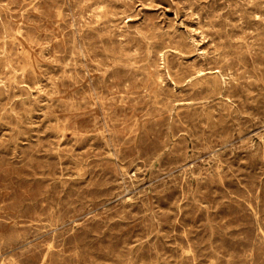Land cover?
<instances>
[{
	"label": "rangeland",
	"instance_id": "1",
	"mask_svg": "<svg viewBox=\"0 0 264 264\" xmlns=\"http://www.w3.org/2000/svg\"><path fill=\"white\" fill-rule=\"evenodd\" d=\"M35 1L34 0H29V1L28 0H14V1L13 0H0V25H2V26H0V28H1L0 29L1 30L0 31V34H1L0 37L2 38V39L0 38V52H1L0 53V68H3V69H0V103L3 104V105L0 104V118H1L0 119V133H1L0 134V148H1L0 149V159H1L0 160V173H1L0 174V206H1L0 207V249H1L0 250V264H14V263L15 264H21V263L22 264H38V263L39 264H54V263L55 264H62V263L63 264H80V263L81 264H99V263L100 264L101 263L102 264H123L124 262H125L124 264H131V263L132 264H136V263L137 264H143L144 262H145L144 264H168V263L169 264H180V263L181 264H200V263H202V264H215V263L216 264H220V263L224 264V262H225V264H244V263L245 264H256V262L258 264H264V257H263L264 256V220H263L264 219V203H263V201H264V138H263L264 137V120H263L264 119V108H262V107H264V99H263L264 98V91H263L264 90V55H263L264 54V47H263L264 46V36H263L264 35V9H263L264 8V0H248V1L247 0H237V1L236 0H223V1L222 0H215V1L214 0H151V1L150 0H136V1L135 0H114V1L113 0H110V1L109 0H55V1L54 0H52V1L51 0H35ZM56 1H57V4H56ZM124 1H125V3L123 4ZM202 3H204V4H202ZM52 4H54V5H52ZM251 4H253L254 6L253 5L251 6ZM17 5H19V6H17ZM20 5H22V6H20ZM118 6H120V7H118ZM210 6H212V7H210ZM215 6L217 7V9L215 8ZM224 6H226V7H224ZM230 6H231V8H230ZM249 6H250V8H249ZM17 7H19V8H17ZM258 7H259V9H258ZM10 8H12V9H10ZM91 8H92V10H91ZM27 9H28V11H27ZM50 9H52L54 12ZM29 10H31V11H29ZM33 10H34V12H33ZM77 10H78V12H76ZM222 10H224V11H222ZM226 10H228V11L226 12ZM253 10H255V11H253ZM2 11L4 14L2 13ZM79 11L82 13H80ZM238 11H240V13ZM114 12H116V13H114ZM190 14H192V16ZM204 14H205V16H204ZM209 14H210V16H209ZM28 15L30 18L28 17ZM240 15L241 16L243 15V16L241 17ZM58 17H59V19H58ZM77 17H78V19H77ZM157 17L159 19H157ZM211 17L212 18L214 17V18L211 19ZM245 19L246 20L248 19V20L246 21ZM45 20L47 21V23L45 22ZM198 20H199V22H198ZM259 20L261 22L263 21L262 24ZM82 21H83V23H82ZM143 21H144V23H143ZM245 21H246V24H245ZM207 22H208V24H207ZM243 22H244V24H243ZM155 23H157V24H155ZM257 23H258V25H256ZM57 24H59V25H57ZM62 24H63V26H62ZM137 26L139 28H137ZM65 27H66V29H65ZM236 27H237V29H236ZM257 27H258V29H257ZM54 29H56V31ZM227 29L231 32V34ZM36 30H37V32H36ZM110 30H111V32H110ZM112 30H114V31H112ZM70 31H72V32H70ZM101 32L102 33L104 32V33L102 34ZM132 32H134L135 34ZM194 32H196V33H194ZM38 33L40 35H38ZM166 33H167V35H166ZM157 34H159V35H157ZM181 34L183 37L181 36ZM87 35H89V36H87ZM118 35H120V36H118ZM228 35L230 37H228ZM3 36H4V38H3ZM50 36H52V37H50ZM85 36H87V38ZM233 36H235V37H233ZM178 37H180V38H178ZM222 37H224V38H222ZM255 37H257L258 39ZM88 38H90V39H88ZM124 38L126 39V41H124L125 40ZM61 40L63 43L61 42ZM170 40H172V41H170ZM112 41H114V42H112ZM11 42H13L14 44H12ZM17 42L19 45L17 44ZM120 42H122V43H120ZM231 42L233 45L231 44ZM233 42H235V43H233ZM58 43L62 46H60ZM91 43H93V44H91ZM140 43H142V44H140ZM173 43H175V44H173ZM205 43H206V45H205ZM70 44H71V46H70ZM126 44H128V45H126ZM258 44H259V46H258ZM12 45H14V46H12ZM28 45H30V46H28ZM92 45L93 46L96 45V46L93 47ZM117 45H119V46H117ZM83 46L85 47V50H84ZM89 46H90V48H89ZM165 46H166V48H165ZM169 46H171V47H169ZM242 46H243V48H242ZM18 47H20V48H18ZM117 47H118V50H117ZM226 47H227V49H226ZM111 48H112V52H111ZM189 48H191V49H189ZM239 48L241 50H239ZM63 49H64V51H63ZM68 50H69V52H68ZM182 50H183V52H182ZM193 50H194V52H193ZM123 51L124 52L126 51V52L124 53ZM239 51H241V52H239ZM259 51H261V52H259ZM12 52H14L15 55ZM76 52H78V53H76ZM118 52H120V53H118ZM90 53H91V55H90ZM253 53H255L256 55H254ZM146 54L147 55L149 54V55L146 56ZM257 54H258V56H257ZM12 55H14V56H12ZM27 55H28V58H27ZM225 55H227V56H225ZM247 55L250 57H248ZM65 56H67V57H65ZM228 56H230V57L228 58ZM69 57L72 59H70ZM103 58H105V60ZM122 58H124V59H122ZM224 58H227V59H224ZM132 59H134V60H132ZM49 60H50V62H49ZM19 62L21 65L18 64ZM179 62H180V64H179ZM255 62H256V66H255ZM26 63H27V65H25ZM74 64H76V65H74ZM208 64H210V65H208ZM53 65H54V67H53ZM191 65H193V66H191ZM203 65H205V66H203ZM246 65H247V67H246ZM8 66H9V68H8ZM39 66H42V67H39ZM49 66H50V68H49ZM214 67H216L217 70ZM248 67H249V69L250 68H252V69L249 70ZM185 68H187V69H185ZM20 69H22V70H20ZM209 69H210V71H209ZM230 69L231 70L233 69L232 72ZM249 71H251V72H249ZM192 72H193V74H190ZM116 73H117V75H116ZM182 73H183V75H182ZM107 74H108V76H107ZM162 74H163V76H162ZM186 75H187V77H186ZM197 75H199V76H197ZM13 76L14 77L16 76V77L14 78ZM17 76H19V77H17ZM147 76H148V78H147ZM215 76H218V77L215 78ZM252 76H254V77H252ZM79 77H80L81 81H80ZM133 77H135V79H134L135 81L133 80ZM249 78L251 80H249ZM54 79H56V80H54ZM253 79H254V81H253ZM152 80H153V82H152ZM33 82H35V83H33ZM156 82H157V84H156ZM99 83H101V84H99ZM150 84H151V86H150ZM247 84L249 87L247 86ZM212 85H213V87H212ZM137 86L138 87L140 86V87L138 88ZM207 86H208V88H207ZM225 87H227V88H225ZM123 88H124V90H123ZM261 88H263V89H261ZM10 89L13 91H11ZM260 89H261V91H260ZM111 92H113V93H111ZM214 92H215V94H214ZM246 92H247V94H246ZM106 93H108V94H106ZM207 94H209V95H207ZM229 94H231V95H229ZM204 98H206V99H204ZM49 99H50V101H49ZM262 101H263V103H262ZM43 102H45V103H43ZM206 102H210V103H206ZM11 103L13 105H11ZM25 103H26V105H25ZM185 104L187 106H185ZM199 104H201V105H199ZM258 104H260V105H258ZM32 105H34V106H32ZM236 106H238V107H236ZM27 108H28V110H27ZM163 108H164V110H163ZM205 108H206V110H205ZM192 111L193 112L195 111V112L193 113ZM204 111H206V112H204ZM244 115H246V116H244ZM39 116H41V117H39ZM191 117L193 118V120L189 121V119H192ZM221 118L224 121H222ZM212 119H214V120H212ZM243 119H245V120H243ZM4 120H6L7 122ZM24 120H26V121H24ZM182 120H183V122H182ZM58 121H59V123H58ZM86 124H88V125H86ZM19 125L22 127H20ZM81 125H82V127H80ZM230 125H232V127H230ZM236 125H237V127H236ZM148 126H150V127H148ZM185 127H187V129ZM195 127H197V128H195ZM161 128H162V130H161ZM236 128H237V130H236ZM219 129H221V130L219 131ZM91 130L92 131L95 130V131L92 132ZM189 130H191V132ZM54 132H56V133H54ZM200 132H201V134H200ZM207 132H209V133H207ZM18 133H19V135H17ZM173 133L175 135H172ZM218 133H219V135H217ZM7 134H9V136ZM181 134H182V136H181ZM21 135H23V136H21ZM29 136H30V138H29ZM183 136H184L185 140H184ZM238 136H239V138H238ZM168 137H169V139H167ZM211 137H213V138H211ZM228 137H229V139H228ZM257 137H259L260 139L258 138L259 139L258 140ZM162 139H164V140H162ZM214 139H215V141H214ZM7 142H8V144H6ZM69 142H71V143H69ZM77 142H78V144H77ZM187 142H189V143H187ZM49 143H51L52 145ZM73 143H75L76 146ZM82 143H83V145H82ZM17 144H19V145H17ZM42 144H44V145H42ZM246 144H247V146H246ZM251 144H253V145H251ZM237 147H239V148H237ZM241 148H243V149H241ZM6 149H7V151H6ZM58 149H59V151H58ZM199 149L200 150L202 149L203 151L202 150L200 151ZM35 151L40 152V153L36 154ZM246 151H248V152H246ZM140 152H141V154H140ZM242 152H243V154H242ZM25 153H27V154H25ZM67 153H68V155H67ZM89 153H91V155L92 154H94V155L91 156ZM46 154H47V156H46ZM248 154H250L251 156ZM39 155H40V158H39ZM86 155H87V157H86ZM43 156H45V157H43ZM151 156L152 157L154 156V157L152 158ZM144 157H146V158H144ZM8 158H9V160H8ZM33 158H34V160H33ZM164 158H166V159H164ZM51 159H53V160H51ZM30 160L32 161V163ZM123 160H124V162H123ZM23 161L27 164H25ZM50 161L51 162L53 161L56 165L53 164V162L51 164ZM2 162H3V165H2ZM58 162H60V163H58ZM166 162H167V164H166ZM11 163H13V164H11ZM46 163H48V165ZM127 163H129V164H127ZM138 163L140 165H138ZM142 163H143V165H142ZM229 163H230V165H229ZM238 163H239V165H238ZM248 163L250 164V166L248 165ZM7 165L8 166L10 165V166L8 167ZM76 165L78 168L76 167ZM11 166L14 168H12ZM38 166L42 167V168H39ZM164 166L165 167L167 166V168H165ZM64 167H66V168H64ZM19 168H21V169H19ZM67 168H68V170H66ZM70 168H71V171H70ZM26 169H28V170H26ZM47 169L50 170V173L49 172L47 173V171H49ZM220 169H221V172L219 171ZM102 171H104V172H102ZM211 172H213V173H211ZM236 172H237V174H236ZM10 173H11V175H10ZM34 173H35V175H34ZM42 173H44V174L42 175ZM83 173H84V176H83ZM109 173L111 174V176L113 175V178L110 176ZM166 173H167V175H165ZM180 173H181V176H180ZM191 173L193 176L191 175ZM40 174H41V176H40ZM52 174H54V175H52ZM183 174H184V176H183ZM197 174H199V175L197 176ZM32 175H33V177H32ZM71 176H72V178H71ZM93 176H94V178H93ZM98 176H100V177H98ZM39 177H41V178H39ZM157 177H158V179H157ZM12 178H13V180H12ZM55 178H57L58 180H56ZM75 178H77L79 180L77 181V179H75ZM188 178H189V182L187 181ZM240 178L242 181L241 184H240ZM5 179H7V180H5ZM143 180H145V181H143ZM200 180H201V182H200ZM18 181H19V183H18ZM34 181L37 183H35ZM173 181H174V183H173ZM186 181H187V183H186ZM8 183L10 184V186ZM26 184H27V186H26ZM28 184H30V185H28ZM135 185H137V186H135ZM172 185H173V187H172ZM21 186H23L24 188ZM48 186H50V187H48ZM70 186H72V187H70ZM41 187H43L45 190H43V188H41ZM81 187H83V189ZM163 187H164V189H163ZM94 188H95V190H94ZM141 188H142V190H141ZM228 188H229V190H228ZM17 189L19 192L17 191ZM37 189H39V190H37ZM51 189H53V190H51ZM32 191H33V193H32ZM57 191H59V192H57ZM83 191H84V193H83ZM156 191H158V192H156ZM206 191H208V192H206ZM65 193H66V195H65ZM87 193H88V195H87ZM169 193H171V194H169ZM23 194H25V195L23 196ZM61 194H62V196H61ZM239 194H241V195L239 196ZM40 195H42V196H40ZM58 195H59V197H58L59 201H57ZM153 195H154V197H153ZM34 196H35V198H34ZM64 197H66V198H64ZM138 197H140V200ZM21 198L24 200L22 201ZM27 198H29V200ZM60 198H62V199H60ZM163 198H164V200H163ZM178 198H180V199H178ZM243 198H245V199H243ZM75 199H78V200H75ZM10 200H12V201H10ZM185 200H187V201H185ZM211 200H212V202H210ZM231 200H233V201H231ZM234 200L236 202H234ZM44 201L46 203H44ZM54 201H56L57 203ZM166 201H167V203H166ZM196 201H197V203H196ZM177 202H178V204H176ZM249 202H250V204H249ZM252 202H254V203H252ZM8 203L11 205H9ZM38 203H40V204H38ZM64 203H66V204H64ZM202 203L205 205H203ZM261 203H262V205H261ZM91 204H92V206H91ZM30 205H32V206H30ZM136 205H138V206H136ZM173 205H175V208H173L174 207ZM189 205H190V207H187ZM17 206H19V207H17ZM26 206H27V208H26ZM59 206L62 208H60ZM217 206H219V207H217ZM224 206H225V208H224ZM250 206L251 207L254 206L255 208L254 207L251 208ZM198 207H200V208H198ZM138 208H139V210H138ZM38 209H39V211H38ZM59 209H60V212H59ZM141 209H142V211H141ZM213 209L216 210V212ZM25 210L27 213L25 212ZM183 210H185V211H183ZM22 211L25 215L22 213ZM125 211H128V212H125ZM119 212H121V214ZM222 212H223V214H222ZM224 212H225V214H224ZM68 213H70V214H68ZM184 213H185V215H184ZM58 214H59V216H58ZM189 214H190V216H188ZM48 215H50V216H48ZM162 215H164V216H162ZM175 215H176V217H175ZM228 215L230 217H228ZM191 216H193V217L191 218ZM231 216H232V218H231ZM7 217H8V219H7ZM32 217H33V219H32ZM35 217H36V219H35ZM101 217H103V218H101ZM107 217H108V219H107ZM182 217L185 219H183ZM38 218H40V219H38ZM151 218H152V220H151ZM79 220H80V222H79ZM175 220H176V222H175ZM19 221H21V222H19ZM85 221H87V222H85ZM199 221H201V222H199ZM216 221H218V222H216ZM59 222H60V224H59ZM111 223H112V225H111ZM151 223H153V224H151ZM229 223L232 224L233 226L230 225ZM157 225H159V227ZM260 225H262V226H260ZM40 226H41V228H40ZM42 227L45 229H43ZM109 227H111V228H109ZM173 227H175V228H173ZM186 227H188V228H186ZM215 227H216V229H214ZM222 227H224V228H222ZM231 227L234 230H232ZM114 228H115V230H114ZM122 229H123V232H122ZM180 229H182V230H180ZM161 230H162V232H161ZM174 230H176V231H174ZM163 231H165V232H163ZM212 231H214V232H212ZM170 232H171V235L169 234ZM235 232L237 233V235ZM119 233L121 235H118ZM185 233L186 234L188 233L187 237H186ZM231 233H233V234H231ZM244 233H246L247 235ZM6 234H7V236L9 234L10 237L8 236L9 237L8 238L6 236ZM35 234H37V235H35ZM58 234H59V236H58ZM176 234H177V236H176ZM226 234H227V236H226ZM56 235H57V237H56ZM199 235H200V237H199ZM201 235H203V236H201ZM218 235H219V237H218ZM25 236H27V237H25ZM135 236H136V238H135ZM238 236H241V237H238ZM109 237H111V238H109ZM165 237L166 238L168 237V239H166ZM14 238H16V239H14ZM96 238H97V240H96ZM73 239H74V241H73ZM176 239H178L179 241ZM44 240H46V241H44ZM55 240H56V242H54ZM82 240L85 242H83ZM149 240H152V241L149 242ZM10 241H12V242H10ZM142 241H143V243H142ZM159 241H161V242H159ZM166 241H167V243H166ZM215 241H218V242L216 243ZM238 243H240V244H238ZM64 244L65 245L67 244V245L65 246ZM86 244L88 245V247H86L87 246ZM125 244H126V246H125ZM170 244H171V247H169ZM33 245H34V247H33ZM82 245H83V247H82ZM84 245H86V246H84ZM118 246L120 247V249H118ZM123 246H125V247H123ZM144 246H146V247H144ZM233 246H235V247H233ZM239 246H240V248H238ZM246 246L249 248H247ZM52 247H53V249H52ZM90 247H91V249H90ZM143 247H144V249H143ZM158 247H159V249H158ZM77 248H78V250H77ZM93 248H94V250H93ZM95 248H97V249H95ZM147 248H149V250ZM46 250H47V252H46ZM254 250L256 252H254ZM205 251H207V252H205ZM259 251H260V253H258ZM128 252H130V253H128ZM82 253H84V254H82ZM123 253H124V255H123ZM163 253H164V255H163ZM241 253H242V255H241ZM36 254H37V257H36ZM58 254H59L60 258L58 256ZM185 254H186V256H185ZM187 254H189V255H187ZM87 255L89 257H87ZM117 255H119V256H117ZM141 255H143V256H141ZM202 255L205 257L203 258ZM53 256H55V257L53 258ZM63 256H64V258H63ZM126 256H129V257H126ZM172 256H174V257H172ZM208 256L211 259H209ZM233 256H234V259L231 258ZM99 257H100V259H99ZM107 257H109L110 259ZM117 257H118V259H116ZM18 258H20L21 260ZM84 258H85V260H84ZM106 258L108 260H106ZM190 258L192 261L188 260ZM140 259H141V261H140ZM229 259L231 261H229ZM19 260L20 261L23 260L24 263L20 262ZM91 260H93L94 262L93 261L91 262ZM119 260H121V262ZM196 260L198 261V263ZM254 260H256V261H254ZM34 261H35V263H34ZM53 261H54V263H53ZM167 261H168V263H167ZM191 262H193V263H191Z\"/></svg>",
	"mask_w": 264,
	"mask_h": 264
},
{
	"label": "bare ground",
	"instance_id": "2",
	"mask_svg": "<svg viewBox=\"0 0 264 264\" xmlns=\"http://www.w3.org/2000/svg\"><path fill=\"white\" fill-rule=\"evenodd\" d=\"M14 1V0H13ZM29 1V0H28ZM35 1V0H34ZM52 1V0H51ZM55 1V0H54ZM110 1V0H109ZM114 1V0H113ZM136 1V0H135ZM151 1V0H150ZM215 1V0H214ZM223 1V0H222ZM237 1V0H236ZM248 1V0H247ZM11 2V1H10ZM16 2V1H15ZM36 2V1H35ZM46 2V1H45ZM59 2V1H58ZM61 2V1H60ZM63 2V1H62ZM129 2V1H128ZM195 2V1H194ZM197 2V1H196ZM241 2V1H240ZM251 2V1H250ZM23 3V2H22ZM53 3V2H52ZM120 3V2H119ZM125 3V1L123 2V4ZM172 3V2H171ZM184 3V2H183ZM205 3V2H204ZM204 3H202V4H204ZM219 3V2H218ZM217 3V4H218ZM227 3V2H226ZM236 3V2H235ZM244 3V2H243ZM248 3V2H247ZM260 3V2H259ZM56 4H57V1H56ZM80 4V3H79ZM85 4V3H84ZM103 4V3H102ZM194 4V3H193ZM238 4V3H237ZM250 4V3H249ZM255 4V3H254ZM14 5V4H13ZM45 5V4H44ZM52 5H54V4H52ZM65 5V4H64ZM63 5V6H64ZM126 5V4H125ZM184 5V4H183ZM214 5V4H213ZM212 5V6H213ZM227 5V4H226ZM243 5V4H242ZM253 4H251V6H252ZM11 6V5H10ZM17 6H19V5H17ZM20 6H22V5H20ZM48 6V5H47ZM76 6V5H75ZM88 6V5H87ZM113 6V5H112ZM150 6V5H149ZM196 6V5H195ZM212 6H210V7H212ZM244 6V5H243ZM254 6V5H253ZM27 7V6H26ZM60 7V6H59ZM77 7V6H76ZM91 7V6H90ZM93 7V6H92ZM107 7V6H106ZM118 7H120V6H118ZM221 7V6H220ZM224 7H226V6H224ZM229 7V6H228ZM13 8V7H12ZM12 8H10V9H12ZM17 8H19V7H17ZM24 8V7H23ZM51 8V7H50ZM61 8V7H60ZM74 8V7H73ZM187 8V7H186ZM215 8L217 9V7L215 6ZM230 8H231V6H230ZM244 8V7H243ZM249 8H250V6H249ZM263 8V7H262ZM55 9V8H54ZM178 9V8H177ZM189 9V8H188ZM192 9V8H191ZM258 9H259V7H258ZM264 9V8H263ZM2 10V9H1ZM50 10H52V9H50ZM87 10V9H86ZM91 10H92V8H91ZM95 10V9H94ZM93 10V11H94ZM176 10V9H175ZM211 10V9H210ZM8 11V10H7ZM13 11V10H12ZM27 11H28V9H27ZM29 11H31V10H29ZM53 11V10H52ZM85 11V10H84ZM107 11V10H106ZM205 11V10H204ZM212 11V10H211ZM221 11V10H220ZM222 11H224V10H222ZM228 10H226V12H227ZM253 11H255V10H253ZM263 11V10H262ZM33 12H34V10H33ZM38 12V11H37ZM54 12V11H53ZM76 12H78V10L76 11ZM75 12V13H76ZM80 12V11H79ZM105 12V11H104ZM179 12V11H178ZM182 12V11H181ZM207 12V11H206ZM239 13H240V11H238ZM2 13H3V11H2ZM24 13V12H23ZM22 13V14H23ZM43 13V12H42ZM69 13V12H68ZM80 13H82V12H80ZM114 13H116V12H114ZM187 13V12H186ZM185 13V14H186ZM192 13V12H191ZM197 13V12H196ZM210 13V12H209ZM215 13V12H214ZM4 14V13H3ZM6 14V13H5ZM61 14V13H60ZM226 14V13H225ZM230 14V13H229ZM17 15V14H16ZM15 15V16H16ZM20 15V14H19ZM54 15V14H53ZM92 15V14H91ZM96 15V14H95ZM153 15V14H152ZM179 15V14H178ZM191 16H192V14H190ZM200 15V14H199ZM213 15V14H212ZM253 15V14H252ZM2 16V15H1ZM4 16V15H3ZM9 16V15H8ZM23 16V15H22ZM82 16V15H81ZM104 16V15H103ZM189 16V15H188ZM204 16H205V14H204ZM209 16H210V14H209ZM231 16V15H230ZM241 16V15H240ZM243 16V15H242ZM241 16V17H242ZM248 16V15H247ZM20 17V16H19ZM28 17H29V15H28ZM75 17V16H74ZM130 17V16H129ZM216 17V16H215ZM246 17V16H245ZM260 17V16H259ZM30 18V17H29ZM55 18V17H54ZM57 18V17H56ZM83 18V17H82ZM91 18V17H90ZM123 18V17H122ZM198 18V17H197ZM214 18V17H213ZM212 17H211V19H213ZM221 18V17H220ZM239 18V17H238ZM251 18V17H250ZM253 18V17H252ZM261 18V17H260ZM35 19V18H34ZM58 19H59V17H58ZM77 19H78V17H77ZM89 19V18H88ZM105 19V18H104ZM148 19V18H147ZM157 19H159L158 17H157ZM196 19V18H195ZM227 19V18H226ZM5 20V19H4ZM56 20V19H55ZM82 20V19H81ZM100 20V19H99ZM206 20V19H205ZM221 20V19H220ZM238 20V19H237ZM242 20V19H241ZM240 20V21H241ZM246 20V19H245ZM248 20V19H247ZM246 20V21H247ZM34 21V20H33ZM52 21V20H51ZM96 21V20H95ZM120 21V20H119ZM202 21V20H201ZM208 21V20H207ZM212 21V20H211ZM222 21V20H221ZM224 21V20H223ZM246 21H245V24H246ZM260 21V20H259ZM2 22V21H1ZM32 22V21H31ZM30 22V23H31ZM45 22L47 23V21L45 20ZM53 22V21H52ZM55 22V21H54ZM98 22V21H97ZM156 22V21H155ZM198 22H199V20H198ZM203 22V21H202ZM219 22V21H218ZM261 22V21H260ZM263 22V21H262ZM262 22H261V24H262ZM9 23V22H8ZM44 23V22H43ZM58 23V22H57ZM82 23H83V21H82ZM143 23H144V21H143ZM160 23V22H159ZM196 23V22H195ZM216 23V22H215ZM2 24V23H1ZM13 24V23H12ZM15 24V23H14ZM37 24V23H36ZM55 24V23H54ZM108 24V23H107ZM150 24V23H149ZM155 24H157V23H155ZM163 24V23H162ZM172 24V23H171ZM202 24V23H201ZM207 24H208V22H207ZM211 24V23H210ZM240 24V23H239ZM243 24H244V22H243ZM248 24V23H247ZM57 25H59V24H57ZM96 25V24H95ZM104 25V24H103ZM102 25V26H103ZM142 25V24H141ZM159 25V24H158ZM175 25V24H174ZM197 25V24H196ZM256 25H258V23L256 24ZM0 26H2V25H0ZM14 26V25H13ZM43 26V25H42ZM62 26H63V24H62ZM65 26V25H64ZM97 26V25H96ZM176 26V25H175ZM199 26V25H198ZM207 26V25H206ZM229 26V25H228ZM244 26V25H243ZM59 27V26H58ZM109 27V26H108ZM115 27V26H114ZM126 27V26H125ZM212 27V26H211ZM218 27V26H217ZM220 27V26H219ZM225 27V26H224ZM252 27V26H251ZM6 28V27H5ZM16 28V27H15ZM44 28V27H43ZM64 28V27H63ZM94 28V27H93ZM137 28H139L138 26H137ZM136 28V29H137ZM147 28V27H146ZM170 28V27H169ZM198 28V27H197ZM222 28V27H221ZM233 28V27H232ZM245 28V27H244ZM1 29V28H0ZM36 29V28H35ZM65 29H66V27H65ZM64 29V30H65ZM74 29V28H73ZM100 29V28H99ZM149 29V28H148ZM201 29V28H200ZM229 29V28H228ZM227 29V30H228ZM234 29V28H233ZM236 29H237V27H236ZM257 29H258V27H257ZM8 30V29H7ZM45 30V29H44ZM50 30V29H49ZM55 31H56V29H54ZM82 30V29H81ZM145 30V29H144ZM177 30V29H176ZM175 30V31H176ZM242 30V29H241ZM249 30V29H248ZM254 30V29H253ZM260 30V29H259ZM1 31V30H0ZM46 31V30H45ZM100 31V30H99ZM102 31V30H101ZM104 31V30H103ZM112 31H114V30H112ZM128 31V30H127ZM165 31V30H164ZM193 31V30H192ZM219 31V30H218ZM229 31V30H228ZM235 31V30H234ZM258 31V30H257ZM36 32H37V30H36ZM54 32V31H53ZM70 32H72V31H70ZM77 32V31H76ZM88 32V31H87ZM109 32V31H108ZM110 32H111V30H110ZM121 32V31H120ZM125 32V31H124ZM178 32V31H177ZM211 32V31H210ZM221 32V31H220ZM230 32V31H229ZM4 33V32H3ZM2 33V34H3ZM74 33V32H73ZM92 33V32H91ZM95 33V32H94ZM100 33V32H99ZM102 33V32H101ZM104 33V32H103ZM102 33V34H103ZM113 33V32H112ZM128 33V32H127ZM132 33H134V32H132ZM155 33V32H154ZM160 33V32H159ZM193 33V32H192ZM194 33H196V32H194ZM208 33V32H207ZM235 33V32H234ZM244 33V32H243ZM242 33V34H243ZM256 33V32H255ZM17 34V33H16ZM24 34V33H23ZM59 34V33H58ZM57 34V35H58ZM68 34V33H67ZM121 34V33H120ZM135 34V33H134ZM156 34V33H155ZM190 34V33H189ZM213 34V33H212ZM228 34V33H227ZM230 34H231V32H230ZM253 34V33H252ZM1 35V34H0ZM38 35H40L39 33H38ZM50 35V34H49ZM66 35V34H65ZM157 35H159V34H157ZM166 35H167V33H166ZM193 35V34H192ZM191 35V36H192ZM215 35V34H214ZM238 35V34H237ZM255 35V34H254ZM20 36V35H19ZM24 36V35H23ZM73 36V35H72ZM75 36V35H74ZM82 36V35H81ZM87 36H89V35H87ZM87 36H85L86 38H87ZM118 36H120V35H118ZM127 36V35H126ZM129 36V35H128ZM147 36V35H146ZM181 36H182V34H181ZM216 36V35H215ZM247 36V35H246ZM245 36V37H246ZM264 36V35H263ZM32 37V36H31ZM36 37V36H35ZM42 37V36H41ZM47 37V36H46ZM50 37H52V36H50ZM71 37V36H70ZM103 37V36H102ZM109 37V36H108ZM124 37V36H123ZM151 37V36H150ZM183 37V36H182ZM197 37V36H196ZM228 37H230L229 35H228ZM233 37H235V36H233ZM258 37V36H257ZM257 37H255V38H257ZM262 37V36H261ZM1 38V37H0ZM3 38H4V36H3ZM9 38V37H8ZM39 38V37H38ZM67 38V37H66ZM97 38V37H96ZM149 38V37H148ZM178 38H180V37H178ZM185 38V37H184ZM218 38V37H217ZM222 38H224V37H222ZM226 38V37H225ZM240 38V37H239ZM248 38V37H247ZM253 38V37H252ZM2 39V38H1ZM11 39V38H10ZM13 39V38H12ZM28 39V38H27ZM35 39V38H34ZM74 39V38H73ZM84 39V38H83ZM88 39H90V38H88ZM94 39V38H93ZM125 39V38H124ZM155 39V38H154ZM171 39V38H170ZM176 39V38H175ZM209 39V38H208ZM258 39V38H257ZM14 40V39H13ZM110 40V39H109ZM129 40V39H128ZM133 40V39H132ZM137 40V39H136ZM144 40V39H143ZM156 40V39H155ZM200 40V39H199ZM250 40V39H249ZM254 40V39H253ZM41 41V40H40ZM53 41V40H52ZM96 41V40H95ZM124 41H126V39L124 40ZM159 41V40H158ZM170 41H172V40H170ZM187 41V40H186ZM194 41V40H193ZM206 41V40H205ZM211 41V40H210ZM220 41V40H219ZM232 41V40H231ZM239 41V40H238ZM59 42V41H58ZM61 42H62V40H61ZM60 42V43H61ZM67 42V41H66ZM90 42V41H89ZM93 42V41H92ZM98 42V41H97ZM96 42V43H97ZM105 42V41H104ZM112 42H114V41H112ZM140 42V41H139ZM144 42V41H143ZM142 42V43H143ZM183 42V41H182ZM185 42V41H184ZM188 42V41H187ZM249 42V41H248ZM7 43V42H6ZM12 44H14L13 42H11ZM10 43V44H11ZM44 43V42H43ZM63 43V42H62ZM61 43V44H62ZM87 43V42H86ZM117 43V42H116ZM120 43H122V42H120ZM119 43V44H120ZM142 43H140V44H142ZM171 43V42H170ZM233 43H235V42H233ZM17 44H18V42H17ZM36 44V43H35ZM59 44V43H58ZM79 44V43H78ZM91 44H93V43H91ZM98 44V43H97ZM173 44H175V43H173ZM210 44V43H209ZM228 44V43H227ZM231 44H232V42H231ZM3 45V44H2ZM6 45V44H5ZM4 45V46H5ZM19 45V44H18ZM60 45V44H59ZM75 45V44H74ZM77 45V44H76ZM126 45H128V44H126ZM154 45V44H153ZM166 45V44H165ZM184 45V44H183ZM205 45H206V43H205ZM208 45V44H207ZM211 45V44H210ZM215 45V44H214ZM217 45V44H216ZM222 45V44H221ZM233 45V44H232ZM261 45V44H260ZM3 46V47H4ZM12 46H14V45H12ZM28 46H30V45H28ZM40 46V45H39ZM60 46H62V45H60ZM68 46V45H67ZM70 46H71V44H70ZM69 46V47H70ZM93 46V45H92ZM91 46V47H92ZM94 46H96V45H94ZM93 46V47H94ZM100 46V45H99ZM117 46H119V45H117ZM142 46V45H141ZM161 46V45H160ZM163 46V45H162ZM180 46V45H179ZM209 46V45H208ZM225 46V45H224ZM231 46V45H230ZM258 46H259V44H258ZM6 47V46H5ZM9 47V46H8ZM7 47V48H8ZM59 47V46H58ZM168 47V46H167ZM169 47H171V46H169ZM174 47V46H173ZM201 47V46H200ZM217 47V46H216ZM264 47V46H263ZM262 47V48H263ZM18 48H20V47H18ZM43 48V47H42ZM76 48V47H75ZM80 48V47H79ZM78 48V49H79ZM83 48H84V50H85V47L83 46ZM89 48H90V46H89ZM165 48H166V46H165ZM208 48V47H207ZM232 48V47H231ZM242 48H243V46H242ZM258 48V47H257ZM261 48V49H262ZM5 49V48H4ZM41 49V48H40ZM50 49V48H49ZM95 49V48H94ZM121 49V48H120ZM119 49V50H120ZM161 49V48H160ZM189 49H191V48H189ZM196 49V48H195ZM194 49V50H195ZM203 49V48H202ZM226 49H227V47H226ZM247 49V48H246ZM59 50V49H58ZM80 50V49H79ZM117 50H118V47H117ZM154 50V49H153ZM180 50V49H179ZM184 50V49H183ZM183 50H182V52H183ZM194 50H193V52H194ZM232 50V49H231ZM239 50H241L240 48H239ZM248 50V49H247ZM8 51V50H7ZM63 51H64V49H63ZM66 51V50H65ZM72 51V50H71ZM121 51V50H120ZM138 51V50H137ZM140 51V50H139ZM190 51V50H189ZM234 51V50H233ZM256 51V50H255ZM19 52V51H18ZM34 52V51H33ZM48 52V51H47ZM68 52H69V50H68ZM82 52V51H81ZM97 52V51H96ZM111 52H112V48H111ZM124 52V51H123ZM126 52V51H125ZM124 52V53H125ZM141 52V51H140ZM143 52V51H142ZM156 52V51H155ZM181 52V51H180ZM208 52V51H207ZM219 52V51H218ZM235 52V51H234ZM239 52H241V51H239ZM253 52V51H252ZM259 52H261V51H259ZM1 53V52H0ZM13 54H14V52H12ZM63 53V52H62ZM65 53V52H64ZM76 53H78V52H76ZM85 53V52H84ZM118 53H120V52H118ZM179 53V52H178ZM190 53V52H189ZM210 53V52H209ZM215 53V52H214ZM236 53V52H235ZM234 53V54H235ZM83 54V53H82ZM188 54V53H187ZM199 54V53H198ZM226 54V53H225ZM233 54V53H232ZM237 54V53H236ZM235 54V55H236ZM245 54V53H244ZM243 54V55H244ZM252 54V53H251ZM254 55H256L255 53H253ZM262 54V53H261ZM8 55V54H7ZM11 55V54H10ZM15 55V54H14ZM14 55H12V56H14ZM52 55V54H51ZM90 55H91V53H90ZM131 55V54H130ZM135 55V54H134ZM138 55V54H137ZM149 55V54H148ZM147 54H146V56H148ZM200 55V54H199ZM206 55V54H205ZM209 55V54H208ZM220 55V54H219ZM228 55V54H227ZM227 55H225V56H227ZM238 55V54H237ZM264 55V54H263ZM9 56V55H8ZM58 56V55H57ZM158 56V55H157ZM182 56V55H181ZM213 56V55H212ZM215 56V55H214ZM248 56V55H247ZM257 56H258V54H257ZM3 57V56H2ZM7 57V56H6ZM18 57V56H17ZM25 57V56H24ZM50 57V56H49ZM65 57H67V56H65ZM105 57V56H104ZM166 57V56H165ZM218 57V56H217ZM230 56H228V58H229ZM240 57V56H239ZM248 57H250V56H248ZM253 57V56H252ZM27 58H28V55H27ZM70 58V57H69ZM90 58V57H89ZM174 58V57H173ZM192 58V57H191ZM197 58V57H196ZM220 58V57H219ZM222 58V57H221ZM254 58V57H253ZM8 59V58H7ZM17 59V58H16ZM15 59V60H16ZM30 59V58H29ZM37 59V58H36ZM59 59V58H58ZM70 59H72V58H70ZM104 60H105V58H103ZM110 59V58H109ZM122 59H124V58H122ZM159 59V58H158ZM166 59V58H165ZM184 59V58H183ZM206 59V58H205ZM224 59H227V58H224ZM25 60V59H24ZM57 60V59H56ZM99 60V59H98ZM117 60V59H116ZM121 60V59H120ZM132 60H134V59H132ZM173 60V59H172ZM171 60V61H172ZM233 60V59H232ZM245 60V59H244ZM9 61V60H8ZM22 61V60H21ZM47 61V60H46ZM54 61V60H53ZM60 61V60H59ZM63 61V60H62ZM66 61V60H65ZM68 61V60H67ZM95 61V60H94ZM140 61V60H139ZM194 61V60H193ZM216 61V60H215ZM214 61V62H215ZM236 61V60H235ZM13 62V61H12ZM49 62H50V60H49ZM109 62V61H108ZM121 62V61H120ZM141 62V61H140ZM139 62V63H140ZM210 62V61H209ZM223 62V61H222ZM245 62V61H244ZM4 63V62H3ZM32 63V62H31ZM39 63V62H38ZM75 63V62H74ZM102 63V62H101ZM110 63V62H109ZM127 63V62H126ZM136 63V62H135ZM174 63V62H173ZM204 63V62H203ZM208 63V62H207ZM217 63V62H216ZM220 63V62H219ZM224 63V62H223ZM234 63V62H233ZM254 63V62H253ZM18 64H20V62L18 63ZM24 64V63H23ZM30 64V63H29ZM59 64V63H58ZM85 64V63H84ZM112 64V63H111ZM163 64V63H162ZM175 64V63H174ZM179 64H180V62H179ZM211 64V63H210ZM210 64H208V65H210ZM246 64V63H245ZM251 64V63H250ZM258 64V63H257ZM13 65V64H12ZM21 65V64H20ZM25 65H27V63L25 64ZM42 65V64H41ZM68 65V64H67ZM72 65V64H71ZM74 65H76V64H74ZM103 65V64H102ZM135 65V64H134ZM172 65V64H171ZM177 65V64H176ZM225 65V64H224ZM229 65V64H228ZM73 66V65H72ZM71 66V67H72ZM145 66V65H144ZM166 66V65H165ZM189 66V65H188ZM191 66H193V65H191ZM203 66H205V65H203ZM255 66H256V62H255ZM2 67V66H1ZM22 67V66H21ZM39 67H42V66H39ZM44 67V66H43ZM53 67H54V65H53ZM61 67V66H60ZM75 67V66H74ZM73 67V68H74ZM80 67V66H79ZM85 67V66H84ZM108 67V66H107ZM173 67V66H172ZM218 67V66H217ZM236 67V66H235ZM246 67H247V65H246ZM259 67V66H258ZM8 68H9V66H8ZM12 68V67H11ZM19 68V67H18ZM24 68V67H23ZM29 68V67H28ZM27 68V69H28ZM34 68V67H33ZM49 68H50V66H49ZM136 68V67H135ZM139 68V67H138ZM215 69H216V67H214ZM257 68V67H256ZM260 68V67H259ZM0 69H3V68H0ZM6 69V68H5ZM66 69V68H65ZM71 69V68H70ZM83 69V68H82ZM119 69V68H118ZM185 69H187V68H185ZM194 69V68H193ZM206 69V68H205ZM248 69H249V67H248ZM252 68H250L249 70H251ZM14 70V69H13ZM12 70V71H13ZM20 70H22V69H20ZM24 70V69H23ZM69 70V69H68ZM91 70V69H90ZM129 70V69H128ZM127 70V71H128ZM164 70V69H163ZM182 70V69H181ZM201 70V69H200ZM203 70V69H202ZM217 70V69H216ZM220 70V69H219ZM231 70V69H230ZM233 70V69H232ZM232 70H231V72H232ZM236 70V69H235ZM243 70V69H242ZM44 71V70H43ZM59 71V70H58ZM71 71V70H70ZM93 71V70H92ZM98 71V70H97ZM115 71V70H114ZM113 71V72H114ZM118 71V70H117ZM126 71V72H127ZM136 71V70H135ZM162 71V70H161ZM165 71V70H164ZM180 71V70H179ZM184 71V70H183ZM209 71H210V69H209ZM227 71V70H226ZM4 72V71H3ZM7 72V71H6ZM14 72V71H13ZM17 72V71H16ZM23 72V71H22ZM83 72V71H82ZM119 72V71H118ZM125 72V73H126ZM167 72V71H166ZM195 72V71H194ZM205 72V71H204ZM249 72H251V71H249ZM263 72V71H262ZM64 73V72H63ZM76 73V72H75ZM210 73V72H209ZM226 73V72H225ZM237 73V72H236ZM253 73V72H252ZM49 74V73H48ZM65 74V73H64ZM86 74V73H85ZM109 74V73H108ZM108 74H107V76H108ZM112 74V73H111ZM157 74V73H156ZM173 74V73H172ZM178 74V73H177ZM190 74H193V72L192 73H190ZM201 74V73H200ZM206 74V73H205ZM227 74V73H226ZM225 74V75H226ZM241 74V73H240ZM15 75V74H14ZM71 75V74H70ZM116 75H117V73H116ZM140 75V74H139ZM144 75V74H143ZM146 75V74H145ZM182 75H183V73H182ZM207 75V74H206ZM205 75V76H206ZM234 75V74H233ZM237 75V74H236ZM249 75V74H248ZM5 76V75H4ZM82 76V75H81ZM128 76V75H127ZM130 76V75H129ZM159 76V75H158ZM162 76H163V74H162ZM197 76H199V75H197ZM220 76V75H219ZM238 76V75H237ZM9 77V76H8ZM14 77V76H13ZM16 77V76H15ZM14 77V78H15ZM17 77H19V76H17ZM23 77V76H22ZM34 77V76H33ZM47 77V76H46ZM75 77V76H74ZM89 77V76H88ZM125 77V76H124ZM179 77V76H178ZM177 77V78H178ZM186 77H187V75H186ZM190 77V76H189ZM192 77V76H191ZM218 76H215V78H217ZM231 77V76H230ZM244 77V76H243ZM252 77H254V76H252ZM256 77V76H255ZM21 78V77H20ZM90 78V77H89ZM109 78V77H108ZM147 78H148V76H147ZM168 78V77H167ZM222 78V77H221ZM228 78V77H227ZM234 78V77H233ZM247 78V77H246ZM258 78V77H257ZM25 79V78H24ZM35 79V78H34ZM43 79V78H42ZM50 79V78H49ZM71 79V78H70ZM76 79V78H75ZM79 79H80V77H79ZM102 79V78H101ZM104 79V78H103ZM110 79V78H109ZM121 79V78H120ZM135 79V77H133V80ZM176 79V78H175ZM174 79V80H175ZM181 79V78H180ZM198 79V78H197ZM201 79V78H200ZM224 79V78H223ZM248 79V78H247ZM10 80V79H9ZM54 80H56V79H54ZM72 80V79H71ZM149 80V79H148ZM167 80V79H166ZM210 80V79H209ZM213 80V79H212ZM249 80H251L250 78H249ZM80 81H81V79H80ZM91 81V80H90ZM135 81V80H134ZM137 81V80H136ZM206 81V80H205ZM227 81V80H226ZM245 81V80H244ZM253 81H254V79H253ZM3 82V81H2ZM1 82V83H2ZM9 82V81H8ZM24 82V81H23ZM56 82V81H55ZM105 82V81H104ZM152 82H153V80H152ZM160 82V81H159ZM182 82V81H181ZM186 82V81H185ZM198 82V81H197ZM202 82V81H201ZM209 82V81H208ZM246 82V81H245ZM11 83V82H10ZM33 83H35V82H33ZM69 83V82H68ZM113 83V82H112ZM178 83V82H177ZM207 83V82H206ZM211 83V82H210ZM254 83V82H253ZM257 83V82H256ZM99 84H101V83H99ZM114 84V83H113ZM112 84V85H113ZM136 84V83H135ZM156 84H157V82H156ZM224 84V83H223ZM233 84V83H232ZM3 85V84H2ZM16 85V84H15ZM50 85V84H49ZM62 85V84H61ZM69 85V84H68ZM106 85V84H105ZM110 85V84H109ZM129 85V84H128ZM162 85V84H161ZM188 85V84H187ZM192 85V84H191ZM259 85V84H258ZM261 85V84H260ZM14 86V85H13ZM63 86V85H62ZM98 86V85H97ZM124 86V85H123ZM130 86V85H129ZM150 86H151V84H150ZM180 86V85H179ZM247 86H248V84H247ZM19 87V86H18ZM55 87V86H54ZM132 87V86H131ZM138 87V86H137ZM140 87V86H139ZM138 87V88H139ZM212 87H213V85H212ZM224 87V86H223ZM249 87V86H248ZM14 88V87H13ZM21 88V87H20ZM26 88V87H25ZM89 88V87H88ZM135 88V87H134ZM148 88V87H147ZM166 88V87H165ZM177 88V87H176ZM207 88H208V86H207ZM210 88V87H209ZM225 88H227V87H225ZM251 88V87H250ZM19 89V88H18ZM23 89V88H22ZM181 89V88H180ZM245 89V88H244ZM261 89H263V88H261ZM261 89H260V91H261ZM3 90V89H2ZM11 90V89H10ZM15 90V89H14ZM37 90V89H36ZM123 90H124V88H123ZM136 90V89H135ZM160 90V89H159ZM248 90V89H247ZM11 91H13V90H11ZM25 91V90H24ZM30 91V90H29ZM118 91V90H117ZM182 91V90H181ZM193 91V90H192ZM212 91V90H211ZM214 91V90H213ZM227 91V90H226ZM237 91V90H236ZM259 91V90H258ZM264 91V90H263ZM141 92V91H140ZM146 92V91H145ZM161 92V91H160ZM163 92V91H162ZM174 92V91H173ZM187 92V91H186ZM189 92V91H188ZM191 92V91H190ZM194 92V91H193ZM233 92V91H232ZM9 93V92H8ZM38 93V92H37ZM91 93V92H90ZM111 93H113V92H111ZM110 93V94H111ZM154 93V92H153ZM197 93V92H196ZM205 93V92H204ZM207 93V92H206ZM213 93V92H212ZM211 93V94H212ZM227 93V92H226ZM234 93V92H233ZM41 94V93H40ZM51 94V93H50ZM106 94H108V93H106ZM141 94V93H140ZM148 94V93H147ZM164 94V93H163ZM194 94V93H193ZM214 94H215V92H214ZM246 94H247V92H246ZM8 95V94H7ZM25 95V94H24ZM27 95V94H26ZM31 95V94H30ZM53 95V94H52ZM114 95V94H113ZM168 95V94H167ZM175 95V94H174ZM207 95H209V94H207ZM229 95H231V94H229ZM251 95V94H250ZM13 96V95H12ZM28 96V95H27ZM46 96V95H45ZM87 96V95H86ZM143 96V95H142ZM22 97V96H21ZM29 97V96H28ZM37 97V96H36ZM120 97V96H119ZM122 97V96H121ZM153 97V96H152ZM186 97V96H185ZM213 97V96H212ZM228 97V96H227ZM226 97V98H227ZM241 97V96H240ZM249 97V96H248ZM257 97V96H256ZM263 97V96H262ZM11 98V97H10ZM13 98V97H12ZM16 98V97H15ZM117 98V97H116ZM133 98V97H132ZM131 98V99H132ZM177 98V97H176ZM184 98V97H183ZM201 98V97H200ZM211 98V97H210ZM209 98V99H210ZM236 98V97H235ZM8 99V98H7ZM122 99V98H121ZM129 99V98H128ZM174 99V98H173ZM198 99V98H197ZM203 99V98H202ZM204 99H206V98H204ZM213 99V98H212ZM251 99V98H250ZM256 99V98H255ZM264 99V98H263ZM262 99V100H263ZM15 100V99H14ZM156 100V99H155ZM164 100V99H163ZM162 100V101H163ZM168 100V99H167ZM166 100V101H167ZM225 100V99H224ZM49 101H50V99H49ZM98 101V100H97ZM187 101V100H186ZM230 101V100H229ZM251 101V100H250ZM255 101V100H254ZM253 101V102H254ZM34 102V101H33ZM46 102V101H45ZM45 102H43V103H45ZM135 102V101H134ZM139 102V101H138ZM165 102V101H164ZM163 102V103H164ZM169 102V101H168ZM181 102V101H180ZM183 102V101H182ZM199 102V101H198ZM235 102V101H234ZM240 102V101H239ZM247 102V101H246ZM20 103V102H19ZM18 103V104H19ZM24 103V102H23ZM136 103V102H135ZM158 103V102H157ZM160 103V102H159ZM206 103H210V102H206ZM212 103V102H211ZM249 103V102H248ZM262 103H263V101H262ZM1 104V103H0ZM9 104V103H8ZM51 104V103H50ZM165 104V103H164ZM202 104V103H201ZM201 104H199V105H201ZM216 104V103H215ZM220 104V103H219ZM242 104V103H241ZM1 105H3V104H1ZM11 105H13L12 103H11ZM25 105H26V103H25ZM109 105V104H108ZM153 105V104H152ZM158 105V104H157ZM190 105V104H189ZM198 105V104H197ZM205 105V104H204ZM258 105H260V104H258ZM20 106V105H19ZM32 106H34V105H32ZM42 106V105H41ZM50 106V105H49ZM56 106V105H55ZM79 106V105H78ZM84 106V105H83ZM185 106H187L186 104H185ZM203 106V105H202ZM207 106V105H206ZM214 106V105H213ZM227 106V105H226ZM234 106V105H233ZM47 107V106H46ZM199 107V106H198ZM201 107V106H200ZM204 107V106H203ZM209 107V106H208ZM236 107H238V106H236ZM17 108V107H16ZM63 108V107H62ZM84 108V107H83ZM157 108V107H156ZM155 108V109H156ZM160 108V107H159ZM177 108V107H176ZM192 108V107H191ZM212 108V107H211ZM219 108V107H218ZM262 108H264V107H262ZM77 109V108H76ZM7 110V109H6ZM13 110V109H12ZM11 110V111H12ZM27 110H28V108H27ZM39 110V109H38ZM47 110V109H46ZM60 110V109H59ZM78 110V109H77ZM151 110V109H150ZM149 110V111H150ZM163 110H164V108H163ZM205 110H206V108H205ZM233 110V109H232ZM257 110V109H256ZM185 111V110H184ZM196 111V110H195ZM194 111V112H195ZM208 111V110H207ZM210 111V110H209ZM245 111V110H244ZM249 111V110H248ZM13 112V111H12ZM34 112V111H33ZM144 112V111H143ZM155 112V111H154ZM193 112V111H192ZM193 112V113H194ZM198 112V111H197ZM204 112H206V111H204ZM223 112V111H222ZM232 112V111H231ZM7 113V112H6ZM14 113V112H13ZM35 113V112H34ZM116 113V112H115ZM157 113V112H156ZM162 113V112H161ZM170 113V112H169ZM2 114V113H1ZM147 114V113H146ZM152 114V113H151ZM199 114V113H198ZM203 114V113H202ZM206 114V113H205ZM210 114V113H209ZM217 114V113H216ZM222 114V113H221ZM239 114V113H238ZM260 114V113H259ZM3 115V114H2ZM25 115V114H24ZM189 115V114H188ZM204 115V114H203ZM207 115V114H206ZM211 115V114H210ZM214 115V114H213ZM223 115V114H222ZM235 115V114H234ZM250 115V114H249ZM146 116V115H145ZM152 116V115H151ZM162 116V115H161ZM170 116V115H169ZM173 116V115H172ZM199 116V115H198ZM244 116H246V115H244ZM5 117V116H4ZM39 117H41V116H39ZM213 117V116H212ZM223 117V116H222ZM237 117V116H236ZM250 117V116H249ZM6 118V117H5ZM22 118V117H21ZM20 118V119H21ZM29 118V117H28ZM116 118V117H115ZM189 118V117H188ZM192 118V117H191ZM196 118V117H195ZM203 118V117H202ZM226 118V117H225ZM245 118V117H244ZM1 119V118H0ZM51 119V118H50ZM74 119V118H73ZM103 119V118H102ZM250 119V118H249ZM40 120V119H39ZM166 120V119H165ZM178 120V119H177ZM184 120V119H183ZM183 120H182V122H183ZM190 120H193V118L192 119H189V121ZM200 120V119H199ZM212 120H214V119H212ZM221 120H222V118H221ZM231 120V119H230ZM241 120V119H240ZM243 120H245V119H243ZM256 120V119H255ZM264 120V119H263ZM4 121H6V120H4ZM24 121H26V120H24ZM33 121V120H32ZM56 121V120H55ZM71 121V120H70ZM156 121V120H155ZM205 121V120H204ZM222 121H224V120H222ZM232 121V120H231ZM7 122V121H6ZM17 122V121H16ZM96 122V121H95ZM94 122V123H95ZM136 122V121H135ZM154 122V121H153ZM206 122V121H205ZM218 122V121H217ZM58 123H59V121H58ZM152 123V122H151ZM163 123V122H162ZM176 123V122H175ZM196 123V122H195ZM210 123V122H209ZM216 123V122H215ZM16 124V123H15ZM35 124V123H34ZM33 124V125H34ZM67 124V123H66ZM106 124V123H105ZM240 124V123H239ZM259 124V123H258ZM9 125V124H8ZM17 125V124H16ZM86 125H88V124H86ZM161 125V124H160ZM171 125V124H170ZM189 125V124H188ZM219 125V124H218ZM224 125V124H223ZM238 125V124H237ZM237 125H236V127H237ZM13 126V125H12ZM20 126V125H19ZM26 126V125H25ZM24 126V127H25ZM101 126V125H100ZM108 126V125H107ZM180 126V125H179ZM191 126V125H190ZM195 126V125H194ZM198 126V125H197ZM20 127H22V126H20ZM27 127V126H26ZM80 127H82V125L80 126ZM98 127V126H97ZM148 127H150V126H148ZM153 127V126H152ZM155 127V126H154ZM162 127V126H161ZM193 127V126H192ZM225 127V126H224ZM230 127H232V125H230ZM263 127V126H262ZM6 128V127H5ZM30 128V127H29ZM35 128V127H34ZM68 128V127H67ZM76 128V127H75ZM105 128V127H104ZM186 129H187V127H185ZM195 128H197V127H195ZM204 128V127H203ZM26 129V128H25ZM32 129V128H31ZM50 129V128H49ZM217 129V128H216ZM227 129V128H226ZM8 130V129H7ZM11 130V129H10ZM13 130V129H12ZM28 130V129H27ZM58 130V129H57ZM96 130V129H95ZM94 130V131H95ZM154 130V129H153ZM161 130H162V128H161ZM178 130V129H177ZM214 130V129H213ZM221 129H219V131H220ZM236 130H237V128H236ZM245 130V129H244ZM49 131V130H48ZM51 131V130H50ZM92 131V130H91ZM90 131V132H91ZM94 131H92V132H94ZM111 131V130H110ZM179 131V130H178ZM190 132H191V130H189ZM212 131V130H211ZM210 131V132H211ZM233 131V130H232ZM240 131V130H239ZM24 132V131H23ZM104 132V131H103ZM106 132V131H105ZM185 132V131H184ZM54 133H56V132H54ZM113 133V132H112ZM151 133V132H150ZM163 133V132H162ZM195 133V132H194ZM207 133H209V132H207ZM222 133V132H221ZM1 134V133H0ZM103 134V133H102ZM187 134V133H186ZM199 134V133H198ZM200 134H201V132H200ZM8 136H9V134H7ZM17 135H19V133L17 134ZM62 135V134H61ZM108 135V134H107ZM110 135V134H109ZM148 135V134H147ZM172 135H175L174 133L172 134ZM204 135V134H203ZM202 135V136H203ZM217 135H219V133L217 134ZM239 135V134H238ZM21 136H23V135H21ZM32 136V135H31ZM37 136V135H36ZM51 136V135H50ZM59 136V135H58ZM83 136V135H82ZM106 136V135H105ZM178 136V135H177ZM181 136H182V134H181ZM191 136V135H190ZM194 136V135H193ZM197 136V135H196ZM223 136V135H222ZM225 136V135H224ZM241 136V135H240ZM103 137V136H102ZM101 137V138H102ZM170 137V136H169ZM169 137L167 138V139H169ZM262 137V136H261ZM27 138V137H26ZM29 138H30V136H29ZM39 138V137H38ZM66 138V137H65ZM80 138V137H79ZM94 138V137H93ZM96 138V137H95ZM145 138V137H144ZM183 138H184V136H183ZM190 138V137H189ZM211 138H213V137H211ZM238 138H239V136H238ZM259 137H257V139H258ZM264 138V137H263ZM63 139V138H62ZM148 139V138H147ZM155 139V138H154ZM198 139V138H197ZM196 139V140H197ZM222 139V138H221ZM228 139H229V137H228ZM260 139V138H259ZM258 139V140H259ZM10 140V139H9ZM39 140V139H38ZM43 140V139H42ZM117 140V139H116ZM150 140V139H149ZM162 140H164V139H162ZM182 140V139H181ZM184 140H185V138H184ZM183 140V141H184ZM192 140V139H191ZM262 140V139H261ZM18 141V140H17ZM32 141V140H31ZM44 141V140H43ZM75 141V140H74ZM80 141V140H79ZM95 141V140H94ZM105 141V140H104ZM109 141V140H108ZM126 141V140H125ZM124 141V142H125ZM155 141V140H154ZM178 141V140H177ZM182 141V142H183ZM202 141V140H201ZM214 141H215V139H214ZM213 141V142H214ZM223 141V140H222ZM250 141V140H249ZM252 141V140H251ZM9 142V141H8ZM8 142L6 143V144H8ZM13 142V141H12ZM96 142V141H95ZM102 142V141H101ZM171 142V141H170ZM179 142V141H178ZM185 142V141H184ZM193 142V141H192ZM199 142V141H198ZM219 142V141H218ZM38 143V142H37ZM45 143V142H44ZM56 143V142H55ZM69 143H71V142H69ZM187 143H189V142H187ZM211 143V142H210ZM41 144V143H40ZM39 144V145H40ZM49 144H51V143H49ZM68 144V143H67ZM74 145H75V143H73ZM77 144H78V142H77ZM144 144V143H143ZM152 144V143H151ZM157 144V143H156ZM178 144V143H177ZM206 144V143H205ZM212 144V143H211ZM4 145V144H3ZM10 145V144H9ZM17 145H19V144H17ZM42 145H44V144H42ZM52 145V144H51ZM69 145V144H68ZM82 145H83V143H82ZM90 145V144H89ZM94 145V144H93ZM92 145V146H93ZM104 145V144H103ZM148 145V144H147ZM188 145V144H187ZM251 145H253V144H251ZM7 146V145H6ZM33 146V145H32ZM71 146V145H70ZM76 146V145H75ZM145 146V145H144ZM156 146V145H155ZM166 146V145H165ZM197 146V145H196ZM218 146V145H217ZM246 146H247V144H246ZM258 146V145H257ZM35 147V146H34ZM37 147V146H36ZM46 147V146H45ZM78 147V146H77ZM112 147V146H111ZM181 147V146H180ZM188 147V146H187ZM201 147V146H200ZM212 147V146H211ZM215 147V146H214ZM221 147V146H220ZM54 148V147H53ZM81 148V147H80ZM98 148V147H97ZM139 148V147H138ZM173 148V147H172ZM185 148V147H184ZM222 148V147H221ZM237 148H239V147H237ZM236 148V149H237ZM1 149V148H0ZM8 149V148H7ZM7 149H6V151H7ZM29 149V148H28ZM27 149V150H28ZM35 149V148H34ZM197 149V148H196ZM195 149V150H196ZM226 149V148H225ZM241 149H243V148H241ZM247 149V148H246ZM49 150V149H48ZM47 150V151H48ZM88 150V149H87ZM108 150V149H107ZM110 150V149H109ZM200 150V149H199ZM202 150V149H201ZM200 150V151H201ZM252 150V149H251ZM255 150V149H254ZM23 151V150H22ZM51 151V150H50ZM54 151V150H53ZM58 151H59V149H58ZM66 151V150H65ZM70 151V150H69ZM89 151V150H88ZM187 151V150H186ZM203 151V150H202ZM211 151V150H210ZM223 151V150H222ZM234 151V150H233ZM242 151V150H241ZM250 151V150H249ZM25 152V151H24ZM36 152V151H35ZM55 152V151H54ZM143 152V151H142ZM157 152V151H156ZM195 152V151H194ZM197 152V151H196ZM207 152V151H206ZM228 152V151H227ZM237 152V151H236ZM246 152H248V151H246ZM11 153V152H10ZM32 153V152H31ZM37 153H40V152H36V154ZM45 153V152H44ZM65 153V152H64ZM96 153V152H95ZM105 153V152H104ZM138 153V152H137ZM200 153V152H199ZM252 153V152H251ZM259 153V152H258ZM257 153V154H258ZM22 154V153H21ZM24 154V153H23ZM25 154H27V153H25ZM33 154V153H32ZM42 154V153H41ZM74 154V153H73ZM77 154V153H76ZM75 154V155H76ZM86 154V153H85ZM90 155H91V153H89ZM88 154V155H89ZM100 154V153H99ZM117 154V153H116ZM140 154H141V152H140ZM147 154V153H146ZM154 154V153H153ZM226 154V153H225ZM228 154V153H227ZM232 154V153H231ZM242 154H243V152H242ZM52 155V154H51ZM67 155H68V153H67ZM92 155H94V154H92ZM91 155V156H92ZM96 155V154H95ZM101 155V154H100ZM106 155V154H105ZM139 155V154H138ZM156 155V154H155ZM246 155V154H245ZM248 155H250V154H248ZM30 156V155H29ZM46 156H47V154H46ZM61 156V155H60ZM59 156V157H60ZM125 156V155H124ZM145 156V155H144ZM162 156V155H161ZM173 156V155H172ZM171 156V157H172ZM223 156V155H222ZM251 156V155H250ZM43 157H45V156H43ZM66 157V156H65ZM78 157V156H77ZM86 157H87V155H86ZM111 157V156H110ZM150 157V156H149ZM152 157V156H151ZM154 157V156H153ZM152 157V158H153ZM218 157V156H217ZM224 157V156H223ZM228 157V156H227ZM231 157V156H230ZM243 157V156H242ZM35 158V157H34ZM34 158H33V160H34ZM37 158V157H36ZM39 158H40V155H39ZM49 158V157H48ZM57 158V157H56ZM143 158V157H142ZM144 158H146V157H144ZM157 158V157H156ZM173 158V157H172ZM198 158V157H197ZM229 158V157H228ZM239 158V157H238ZM250 158V157H249ZM84 159V158H83ZM82 159V160H83ZM93 159V158H92ZM164 159H166V158H164ZM193 159V158H192ZM200 159V158H199ZM209 159V158H208ZM230 159V158H229ZM236 159V158H235ZM1 160V159H0ZM8 160H9V158H8ZM36 160V159H35ZM44 160V159H43ZM51 160H53V159H51ZM119 160V159H118ZM226 160V159H225ZM25 161V160H24ZM23 161V162H24ZM27 161V160H26ZM29 161V160H28ZM31 161V160H30ZM69 161V160H68ZM146 161V160H145ZM151 161V160H150ZM169 161V160H168ZM174 161V160H173ZM181 161V160H180ZM179 161V162H180ZM195 161V160H194ZM253 161V160H252ZM21 162V161H20ZM19 162V163H20ZM51 162V161H50ZM53 162V161H52ZM52 162H51V164H52ZM56 162V161H55ZM65 162V161H64ZM71 162V161H70ZM80 162V161H79ZM123 162H124V160H123ZM142 162V161H141ZM170 162V161H169ZM182 162V161H181ZM211 162V161H210ZM9 163V162H8ZM25 163V162H24ZM31 163H32V161H31ZM41 163V162H40ZM44 163V162H43ZM58 163H60V162H58ZM57 163V164H58ZM145 163V162H144ZM203 163V162H202ZM214 163V162H213ZM221 163V162H220ZM228 163V162H227ZM7 164V163H6ZM11 164H13V163H11ZM25 164H27V163H25ZM47 165H48V163H46ZM53 164H55L54 162H53ZM66 164V163H65ZM78 164V163H77ZM127 164H129V163H127ZM151 164V163H150ZM166 164H167V162H166ZM209 164V163H208ZM232 164V163H231ZM255 164V163H254ZM259 164V163H258ZM2 165H3V162H2ZM5 165V164H4ZM56 165V164H55ZM138 165H140L139 163H138ZM137 165V166H138ZM142 165H143V163H142ZM164 165V164H163ZM192 165V164H191ZM207 165V164H206ZM217 165V164H216ZM219 165V164H218ZM229 165H230V163H229ZM238 165H239V163H238ZM241 165V164H240ZM248 165L250 166V164L248 163ZM8 166V165H7ZM10 166V165H9ZM8 166V167H9ZM23 166V165H22ZM33 166V165H32ZM52 166V165H51ZM82 166V165H81ZM225 166V165H224ZM261 166V165H260ZM4 167V166H3ZM12 167V166H11ZM39 167V166H38ZM48 167V166H47ZM69 167V166H68ZM76 167H77V165H76ZM75 167V168H76ZM80 167V166H79ZM148 167V166H147ZM159 167V166H158ZM165 167V166H164ZM172 167V166H171ZM259 167V166H258ZM12 168H14V167H12ZM39 168H42V167H39ZM62 168V167H61ZM64 168H66V167H64ZM78 168V167H77ZM82 168V167H81ZM84 168V167H83ZM165 168H167V166L165 167ZM181 168V167H180ZM219 168V167H218ZM254 168V167H253ZM261 168V167H260ZM5 169V168H4ZM8 169V168H7ZM19 169H21V168H19ZM60 169V168H59ZM121 169V168H120ZM171 169V168H170ZM200 169V168H199ZM206 169V168H205ZM235 169V168H234ZM248 169V168H247ZM26 170H28V169H26ZM39 170V169H38ZM47 170H49V169H47ZM66 170H68V168L66 169ZM82 170V169H81ZM92 170V169H91ZM99 170V169H98ZM183 170V169H182ZM240 170V169H239ZM10 171V170H9ZM13 171V170H12ZM11 171V172H12ZM70 171H71V168H70ZM94 171V170H93ZM153 171V170H152ZM184 171V170H183ZM198 171V170H197ZM220 172H221V169L219 170ZM223 171V170H222ZM260 171V170H259ZM8 172V171H7ZM50 173V170L49 171H47V173ZM86 172V171H85ZM102 172H104V171H102ZM111 172V171H110ZM159 172V171H158ZM173 172V171H172ZM182 172V171H181ZM187 172V171H186ZM185 172V173H186ZM225 172V171H224ZM227 172V171H226ZM251 172V171H250ZM258 172V171H257ZM5 173V172H4ZM14 173V172H13ZM38 173V172H37ZM70 173V172H69ZM87 173V172H86ZM92 173V172H91ZM211 173H213V172H211ZM1 174V173H0ZM44 173H42V175H43ZM46 174V173H45ZM75 174V173H74ZM110 174V173H109ZM113 174V173H112ZM141 174V173H140ZM195 174V173H194ZM200 174V173H199ZM199 174H197V176L199 175ZM208 174V173H207ZM227 174V173H226ZM236 174H237V172H236ZM243 174V173H242ZM10 175H11V173H10ZM14 175V174H13ZM34 175H35V173H34ZM52 175H54V174H52ZM69 175V174H68ZM90 175V174H89ZM88 175V176H89ZM108 175V174H107ZM116 175V174H115ZM134 175V174H133ZM165 175H167V173L165 174ZM173 175V174H172ZM175 175V174H174ZM191 175H192V173H191ZM231 175V174H230ZM248 175V174H247ZM253 175V174H252ZM28 176V175H27ZM40 176H41V174H40ZM47 176V175H46ZM83 176H84V173H83ZM102 176V175H101ZM110 176H111V174H110ZM157 176V175H156ZM155 176V177H156ZM180 176H181V173H180ZM183 176H184V174H183ZM182 176V177H183ZM189 176V175H188ZM193 176V175H192ZM237 176V175H236ZM242 176V175H241ZM255 176V175H254ZM8 177V176H7ZM32 177H33V175H32ZM82 177V176H81ZM86 177V176H85ZM91 177V176H90ZM98 177H100V176H98ZM112 178H113V175L111 176ZM135 177V176H134ZM191 177V176H190ZM214 177V176H213ZM230 177V176H229ZM238 177V176H237ZM244 177V176H243ZM39 178H41V177H39ZM47 178V177H46ZM54 178V177H53ZM71 178H72V176H71ZM93 178H94V176H93ZM186 178V177H185ZM220 178V177H219ZM56 180H58L57 178H55ZM61 179V178H60ZM66 179V178H65ZM75 179H77V178H75ZM74 179V180H75ZM96 179V178H95ZM120 179V178H119ZM156 179V178H155ZM154 179V180H155ZM157 179H158V177H157ZM173 179V178H172ZM179 179V178H178ZM196 179V178H195ZM5 180H7V179H5ZM12 180H13V178H12ZM34 180V179H33ZM36 180V179H35ZM39 180V179H38ZM79 179H77V181H78ZM153 180V179H152ZM209 180V179H208ZM233 180V179H232ZM254 180V179H253ZM44 181V180H43ZM72 181V180H71ZM142 181V180H141ZM143 181H145V180H143ZM149 181V180H148ZM188 182H189V178H188V180H187ZM187 181H186V183H187ZM217 181V180H216ZM3 182V181H2ZM28 182V181H27ZM35 182V181H34ZM48 182V181H47ZM50 182V181H49ZM70 182V181H69ZM94 182V181H93ZM106 182V181H105ZM199 182V181H198ZM197 182V183H198ZM200 182H201V180H200ZM210 182V181H209ZM219 182V181H218ZM223 182V181H222ZM241 178H240V184H241ZM263 182V181H262ZM18 183H19V181H18ZM35 183H37V182H35ZM44 183V182H43ZM65 183V182H64ZM88 183V182H87ZM98 183V182H97ZM109 183V182H108ZM124 183V182H123ZM143 183V182H142ZM159 183V182H158ZM173 183H174V181H173ZM177 183V182H176ZM231 183V182H230ZM9 184V183H8ZM22 184V183H21ZM56 184V183H55ZM66 184V183H65ZM64 184V185H65ZM73 184V183H72ZM81 184V183H80ZM92 184V183H91ZM104 184V183H103ZM141 184V183H140ZM164 184V183H163ZM189 184V183H188ZM213 184V183H212ZM255 184V183H254ZM14 185V184H13ZM12 185V186H13ZM28 185H30V184H28ZM45 185V184H44ZM50 185V184H49ZM59 185V184H58ZM67 185V184H66ZM69 185V184H68ZM142 185V184H141ZM178 185V184H177ZM232 185V184H231ZM245 185V184H244ZM243 185V186H244ZM9 186H10V184H9ZM26 186H27V184H26ZM36 186V185H35ZM53 186V185H52ZM80 186V185H79ZM135 186H137V185H135ZM184 186V185H183ZM190 186V185H189ZM242 186V185H241ZM259 186V185H258ZM19 187V186H18ZM21 187H23V186H21ZM45 187V186H44ZM48 187H50V186H48ZM70 187H72V186H70ZM159 187V186H158ZM172 187H173V185H172ZM180 187V186H179ZM187 187V186H186ZM192 187V186H191ZM207 187V186H206ZM231 187V186H230ZM229 187V188H230ZM3 188V187H2ZM24 188V187H23ZM41 188H43V187H41ZM67 188V187H66ZM82 189H83V187H81ZM90 188V187H89ZM92 188V187H91ZM122 188V187H121ZM125 188V187H124ZM166 188V187H165ZM188 188V187H187ZM229 188H228V190H229ZM6 189V188H5ZM8 189V188H7ZM20 189V188H19ZM36 189V188H35ZM58 189V188H57ZM56 189V190H57ZM61 189V188H60ZM63 189V188H62ZM68 189V188H67ZM160 189V188H159ZM162 189V188H161ZM163 189H164V187H163ZM162 189V190H163ZM173 189V188H172ZM175 189V188H174ZM184 189V188H183ZM192 189V188H191ZM253 189V188H252ZM37 190H39V189H37ZM43 190H45L44 188H43ZM51 190H53V189H51ZM55 190V191H56ZM94 190H95V188H94ZM107 190V189H106ZM131 190V189H130ZM135 190V189H134ZM141 190H142V188H141ZM154 190V189H153ZM186 190V189H185ZM214 190V189H213ZM240 190V189H239ZM17 191H18V189H17ZM71 191V190H70ZM78 191V190H77ZM93 191V190H92ZM98 191V190H97ZM101 191V190H100ZM104 191V190H103ZM152 191V190H151ZM197 191V190H196ZM259 191V190H258ZM19 192V191H18ZM25 192V191H24ZM28 192V191H27ZM38 192V191H37ZM57 192H59V191H57ZM56 192V193H57ZM76 192V191H75ZM74 192V193H75ZM88 192V191H87ZM102 192V191H101ZM100 192V193H101ZM121 192V191H120ZM139 192V191H138ZM153 192V191H152ZM156 192H158V191H156ZM173 192V191H172ZM190 192V191H189ZM206 192H208V191H206ZM234 192V191H233ZM232 192V193H233ZM249 192V191H248ZM32 193H33V191H32ZM44 193V192H43ZM52 193V192H51ZM54 193V192H53ZM78 193V192H77ZM83 193H84V191H83ZM145 193V192H144ZM163 193V192H162ZM185 193V192H184ZM193 193V192H192ZM195 193V192H194ZM199 193V192H198ZM250 193V192H249ZM30 194V193H29ZM35 194V193H34ZM47 194V193H46ZM49 194V193H48ZM59 194V193H58ZM167 194V193H166ZM169 194H171V193H169ZM201 194V193H200ZM213 194V193H212ZM219 194V193H218ZM223 194V193H222ZM261 194V193H260ZM14 195V194H13ZM25 194H23V196H24ZM65 195H66V193H65ZM70 195V194H69ZM87 195H88V193H87ZM102 195V194H101ZM158 195V194H157ZM174 195V194H173ZM196 195V194H195ZM215 195V194H214ZM241 194H239V196H240ZM245 195V194H244ZM21 196V195H20ZM30 196V195H29ZM33 196V195H32ZM40 196H42V195H40ZM47 196V195H46ZM61 196H62V194H61ZM75 196V195H74ZM146 196V195H145ZM160 196V195H159ZM181 196V195H180ZM194 196V195H193ZM211 196V195H210ZM232 196V195H231ZM234 196V195H233ZM260 196V195H259ZM37 197V196H36ZM39 197V196H38ZM51 197V196H50ZM58 197H59V195L57 196V201H59V199H58ZM90 197V196H89ZM153 197H154V195H153ZM167 197V196H166ZM203 197V196H202ZM221 197V196H220ZM229 197V196H228ZM253 197V196H252ZM34 198H35V196H34ZM40 198V197H39ZM38 198V199H39ZM54 198V197H53ZM64 198H66V197H64ZM68 198V197H67ZM139 198V200H140V197H138ZM247 198V197H246ZM18 199V198H17ZM20 199V198H19ZM22 199V198H21ZM28 200H29V198H27ZM41 199V198H40ZM60 199H62V198H60ZM70 199V198H69ZM178 199H180V198H178ZM194 199V198H193ZM206 199V198H205ZM243 199H245V198H243ZM24 199H22V201H23ZM50 200V199H49ZM56 200V199H55ZM75 200H78V199H75ZM125 200V199H124ZM163 200H164V198H163ZM214 200V199H213ZM252 200V199H251ZM10 201H12V200H10ZM17 201V200H16ZM33 201V200H32ZM173 201V200H172ZM185 201H187V200H185ZM184 201V202H185ZM190 201V200H189ZM226 201V200H225ZM231 201H233V200H231ZM29 202V201H28ZM37 202V201H36ZM42 202V201H41ZM54 202H56V201H54ZM72 202V201H71ZM70 202V203H71ZM79 202V201H78ZM89 202V201H88ZM91 202V201H90ZM131 202V201H130ZM154 202V201H153ZM182 202V201H181ZM210 202H212V200L210 201ZM222 202V201H221ZM234 202H236L235 200H234ZM31 203V202H30ZM33 203V202H32ZM44 203H46L45 201H44ZM57 203V202H56ZM59 203V202H58ZM75 203V202H74ZM99 203V202H98ZM125 203V202H124ZM166 203H167V201H166ZM196 203H197V201H196ZM200 203V202H199ZM252 203H254V202H252ZM263 203H264V201H263ZM9 204V203H8ZM13 204V203H12ZM19 204V203H18ZM38 204H40V203H38ZM64 204H66V203H64ZM68 204V203H67ZM100 204V203H99ZM115 204V203H114ZM176 204H178V202L176 203ZM182 204V203H181ZM203 204V203H202ZM211 204V203H210ZM227 204V203H226ZM249 204H250V202H249ZM9 205H11V204H9ZM25 205V204H24ZM28 205V204H27ZM37 205V204H36ZM48 205V204H47ZM50 205V204H49ZM72 205V204H71ZM70 205V206H71ZM94 205V204H93ZM117 205V204H116ZM169 205V204H168ZM203 205H205V204H203ZM261 205H262V203H261ZM5 206V205H4ZM23 206V205H22ZM30 206H32V205H30ZM62 206V205H61ZM78 206V205H77ZM84 206V205H83ZM91 206H92V204H91ZM103 206V205H102ZM113 206V205H112ZM129 206V205H128ZM136 206H138V205H136ZM148 206V205H147ZM165 206V205H164ZM174 207L173 208H175V205H173ZM242 206V205H241ZM1 207V206H0ZM8 207V206H7ZM12 207V206H11ZM17 207H19V206H17ZM25 207V206H24ZM47 207V206H46ZM60 207V206H59ZM87 207V206H86ZM111 207V206H110ZM135 207V206H134ZM142 207V206H141ZM166 207V206H165ZM187 207H190V205L189 206H187ZM192 207V206H191ZM195 207V206H194ZM206 207V206H205ZM217 207H219V206H217ZM216 207V208H217ZM221 207V206H220ZM251 207V206H250ZM254 207V206H253ZM253 207H251V208H253ZM9 208V207H8ZM23 208V207H22ZM21 208V209H22ZM26 208H27V206H26ZM30 208V207H29ZM60 208H62V207H60ZM66 208V207H65ZM123 208V207H122ZM184 208V207H183ZM182 208V209H183ZM198 208H200V207H198ZM213 208V207H212ZM224 208H225V206H224ZM255 208V207H254ZM34 209V208H33ZM32 209V210H33ZM46 209V208H45ZM64 209V208H63ZM84 209V208H83ZM170 209V208H169ZM185 209V208H184ZM207 209V208H206ZM211 209V208H210ZM241 209V208H240ZM30 210V209H29ZM62 210V209H61ZM67 210V209H66ZM70 210V209H69ZM68 210V211H69ZM138 210H139V208H138ZM137 210V211H138ZM171 210V209H170ZM176 210V209H175ZM204 210V209H203ZM214 210V209H213ZM245 210V209H244ZM3 211V210H2ZM38 211H39V209H38ZM82 211V210H81ZM119 211V210H118ZM141 211H142V209H141ZM179 211V210H178ZM183 211H185V210H183ZM196 211V210H195ZM215 212H216V210H214ZM221 211V210H220ZM226 211V210H225ZM25 212H26V210H25ZM59 212H60V209H59ZM125 212H128V211H125ZM158 212V211H157ZM198 212V211H197ZM213 212V211H212ZM256 212V211H255ZM22 213H23V211H22ZM27 213V212H26ZM29 213V212H28ZM57 213V212H56ZM84 213V212H83ZM86 213V212H85ZM110 213V212H109ZM120 214H121V212H119ZM196 213V212H195ZM24 214V213H23ZM34 214V213H33ZM68 214H70V213H68ZM105 214V213H104ZM103 214V215H104ZM116 214V213H115ZM158 214V213H157ZM173 214V213H172ZM179 214V213H178ZM192 214V213H191ZM194 214V213H193ZM204 214V213H203ZM210 214V213H209ZM222 214H223V212H222ZM224 214H225V212H224ZM257 214V213H256ZM261 214V213H260ZM263 214V213H262ZM25 215V214H24ZM64 215V214H63ZM76 215V214H75ZM84 215V214H83ZM82 215V216H83ZM169 215V214H168ZM183 215V214H182ZM184 215H185V213H184ZM218 215V214H217ZM29 216V215H28ZM48 216H50V215H48ZM56 216V215H55ZM58 216H59V214H58ZM67 216V215H66ZM132 216V215H131ZM135 216V215H134ZM148 216V215H147ZM159 216V215H158ZM162 216H164V215H162ZM188 216H190V214L188 215ZM205 216V215H204ZM213 216V215H212ZM246 216V215H245ZM63 217V216H62ZM96 217V216H95ZM100 217V216H99ZM175 217H176V215H175ZM193 216H191V218H192ZM195 217V216H194ZM203 217V216H202ZM217 217V216H216ZM223 217V216H222ZM228 217H230L229 215H228ZM234 217V216H233ZM237 217V216H236ZM248 217V216H247ZM5 218V217H4ZM27 218V217H26ZM64 218V217H63ZM101 218H103V217H101ZM130 218V217H129ZM133 218V217H132ZM144 218V217H143ZM147 218V217H146ZM183 218V217H182ZM190 218V217H189ZM199 218V217H198ZM204 218V217H203ZM210 218V217H209ZM213 218V217H212ZM218 218V217H217ZM221 218V217H220ZM224 218V217H223ZM231 218H232V216H231ZM251 218V217H250ZM7 219H8V217H7ZM28 219V218H27ZM32 219H33V217H32ZM35 219H36V217H35ZM38 219H40V218H38ZM107 219H108V217H107ZM148 219V218H147ZM175 219V218H174ZM183 219H185V218H183ZM195 219V218H194ZM214 219V218H213ZM249 219V218H248ZM124 220V219H123ZM127 220V219H126ZM133 220V219H132ZM149 220V219H148ZM151 220H152V218H151ZM225 220V219H224ZM241 220V219H240ZM245 220V219H244ZM264 220V219H263ZM3 221V220H2ZM29 221V220H28ZM41 221V220H40ZM53 221V220H52ZM59 221V220H58ZM84 221V220H83ZM92 221V220H91ZM107 221V220H106ZM112 221V220H111ZM118 221V220H117ZM144 221V220H143ZM188 221V220H187ZM193 221V220H192ZM206 221V220H205ZM236 221V220H235ZM19 222H21V221H19ZM37 222V221H36ZM66 222V221H65ZM79 222H80V220H79ZM85 222H87V221H85ZM100 222V221H99ZM110 222V221H109ZM170 222V221H169ZM175 222H176V220H175ZM199 222H201V221H199ZM216 222H218V221H216ZM2 223V222H1ZM17 223V222H16ZM24 223V222H23ZM54 223V222H53ZM57 223V222H56ZM78 223V222H77ZM104 223V222H103ZM108 223V222H107ZM124 223V222H123ZM130 223V222H129ZM158 223V222H157ZM223 223V222H222ZM238 223V222H237ZM240 223V222H239ZM247 223V222H246ZM252 223V222H251ZM3 224V223H2ZM59 224H60V222H59ZM64 224V223H63ZM79 224V223H78ZM94 224V223H93ZM118 224V223H117ZM125 224V223H124ZM151 224H153V223H151ZM167 224V223H166ZM184 224V223H183ZM193 224V223H192ZM202 224V223H201ZM205 224V223H204ZM210 224V223H209ZM230 224V223H229ZM248 224V223H247ZM42 225V224H41ZM109 225V224H108ZM111 225H112V223H111ZM126 225V224H125ZM139 225V224H138ZM137 225V226H138ZM162 225V224H161ZM172 225V224H171ZM211 225V224H210ZM216 225V224H215ZM230 225H232V224H230ZM239 225V224H238ZM15 226V225H14ZM34 226V225H33ZM50 226V225H49ZM61 226V225H60ZM96 226V225H95ZM101 226V225H100ZM158 227H159V225H157ZM170 226V225H169ZM199 226V225H198ZM204 226V225H203ZM206 226V225H205ZM219 226V225H218ZM233 226V225H232ZM260 226H262V225H260ZM38 227V226H37ZM78 227V226H77ZM83 227V226H82ZM105 227V226H104ZM166 227V226H165ZM238 227V226H237ZM248 227V226H247ZM250 227V226H249ZM40 228H41V226H40ZM43 228V227H42ZM47 228V227H46ZM98 228V227H97ZM109 228H111V227H109ZM117 228V227H116ZM126 228V227H125ZM130 228V227H129ZM142 228V227H141ZM152 228V227H151ZM173 228H175V227H173ZM177 228V227H176ZM182 228V227H181ZM186 228H188V227H186ZM201 228V227H200ZM222 228H224V227H222ZM232 228V227H231ZM243 228V227H242ZM262 228V227H261ZM12 229V228H11ZM35 229V228H34ZM43 229H45V228H43ZM58 229V228H57ZM104 229V228H103ZM159 229V228H158ZM210 229V228H209ZM212 229V228H211ZM214 229H216V227L214 228ZM16 230V229H15ZM21 230V229H20ZM31 230V229H30ZM29 230V231H30ZM90 230V229H89ZM114 230H115V228H114ZM142 230V229H141ZM170 230V229H169ZM180 230H182V229H180ZM188 230V229H187ZM207 230V229H206ZM226 230V229H225ZM232 230H234L233 228H232ZM11 231V230H10ZM14 231V230H13ZM32 231V230H31ZM35 231V230H34ZM75 231V230H74ZM139 231V230H138ZM155 231V230H154ZM172 231V230H171ZM174 231H176V230H174ZM173 231V232H174ZM216 231V230H215ZM218 231V230H217ZM242 231V230H241ZM244 231V230H243ZM15 232V231H14ZM102 232V231H101ZM114 232V231H113ZM121 232V231H120ZM122 232H123V229H122ZM129 232V231H128ZM137 232V231H136ZM159 232V231H158ZM161 232H162V230H161ZM163 232H165V231H163ZM168 232V231H167ZM199 232V231H198ZM204 232V231H203ZM212 232H214V231H212ZM9 233V232H8ZM35 233V232H34ZM54 233V232H53ZM52 233V234H53ZM62 233V232H61ZM72 233V232H71ZM86 233V232H85ZM98 233V232H97ZM131 233V232H130ZM194 233V232H193ZM207 233V232H206ZM236 233V232H235ZM29 234V233H28ZM60 234V233H59ZM59 234H58V236H59ZM75 234V233H74ZM87 234V233H86ZM112 234V233H111ZM147 234V233H146ZM170 235H171V232L169 233ZM186 234V233H185ZM188 234V233H187ZM187 234H186V237H187ZM220 234V233H219ZM231 234H233V233H231ZM242 234V233H241ZM244 234H246V233H244ZM4 235V234H3ZM22 235V234H21ZM31 235V234H30ZM33 235V234H32ZM35 235H37V234H35ZM63 235V234H62ZM69 235V234H68ZM80 235V234H79ZM84 235V234H83ZM118 235H121L120 233L118 234ZM133 235V234H132ZM158 235V234H157ZM198 235V234H197ZM196 235V236H197ZM210 235V234H209ZM214 235V234H213ZM217 235V234H216ZM236 235H237V233H236ZM247 235V234H246ZM6 236H7V234H6ZM8 236H9V234H8ZM7 236V237H8ZM23 236V235H22ZM29 236V235H28ZM41 236V235H40ZM51 236V235H50ZM88 236V235H87ZM125 236V235H124ZM123 236V237H124ZM176 236H177V234H176ZM201 236H203V235H201ZM222 236V235H221ZM226 236H227V234H226ZM242 236V235H241ZM241 236H238V237H241ZM259 236V235H258ZM10 237V236H9ZM8 237V238H9ZM15 237V236H14ZM18 237V236H17ZM25 237H27V236H25ZM30 237V236H29ZM49 237V236H48ZM56 237H57V235H56ZM76 237V236H75ZM84 237V236H83ZM90 237V236H89ZM102 237V236H101ZM154 237V236H153ZM179 237V236H178ZM191 237V236H190ZM199 237H200V235H199ZM211 237V236H210ZM209 237V238H210ZM218 237H219V235H218ZM237 237V238H238ZM244 237V236H243ZM251 237V236H250ZM249 237V238H250ZM3 238V237H2ZM20 238V237H19ZM53 238V237H52ZM107 238V237H106ZM109 238H111V237H109ZM135 238H136V236H135ZM147 238V237H146ZM166 238V237H165ZM205 238V237H204ZM223 238V237H222ZM232 238V237H231ZM14 239H16V238H14ZM21 239V238H20ZM43 239V238H42ZM41 239V240H42ZM79 239V238H78ZM82 239V238H81ZM84 239V238H83ZM87 239V238H86ZM94 239V238H93ZM104 239V238H103ZM108 239V238H107ZM159 239V238H158ZM166 239H168V237L166 238ZM170 239V238H169ZM172 239V238H171ZM175 239V238H174ZM173 239V240H174ZM190 239V238H189ZM217 239V238H216ZM224 239V238H223ZM252 239V238H251ZM5 240V239H4ZM54 240V239H53ZM96 240H97V238H96ZM126 240V239H125ZM139 240V239H138ZM144 240V239H143ZM164 240V239H163ZM176 240H178V239H176ZM191 240V239H190ZM240 240V239H239ZM255 240V239H254ZM8 241V240H7ZM17 241V240H16ZM25 241V240H24ZM39 241V240H38ZM44 241H46V240H44ZM52 241V240H51ZM58 241V240H57ZM66 241V240H65ZM73 241H74V239H73ZM83 241V240H82ZM117 241V240H116ZM150 241H152V240H149V242ZM156 241V240H155ZM179 241V240H178ZM205 241V240H204ZM219 241V240H218ZM218 241H215L216 243L218 242ZM234 241V240H233ZM237 241V240H236ZM247 241V240H246ZM10 242H12V241H10ZM14 242V241H13ZM54 242H56V240L54 241ZM53 242V243H54ZM63 242V241H62ZM83 242H85V241H83ZM91 242V241H90ZM93 242V241H92ZM100 242V241H99ZM123 242V241H122ZM132 242V241H131ZM159 242H161V241H159ZM163 242V241H162ZM186 242V241H185ZM198 242V241H197ZM201 242V241H200ZM206 242V241H205ZM254 242V241H253ZM2 243V242H1ZM67 243V242H66ZM76 243V242H75ZM82 243V242H81ZM116 243V242H115ZM125 243V242H124ZM142 243H143V241H142ZM146 243V242H145ZM156 243V242H155ZM154 243V244H155ZM166 243H167V241H166ZM170 243V242H169ZM183 243V242H182ZM191 243V242H190ZM223 243V242H222ZM256 243V242H255ZM260 243V242H259ZM258 243V244H259ZM13 244V243H12ZM31 244V243H30ZM41 244V243H40ZM74 244V243H73ZM85 244V243H84ZM91 244V243H90ZM104 244V243H103ZM113 244V243H112ZM153 244V245H154ZM165 244V243H164ZM174 244V243H173ZM200 244V243H199ZM203 244V243H202ZM232 244V243H231ZM238 244H240V243H238ZM250 244V243H249ZM15 245V244H14ZM42 245V244H41ZM65 245V244H64ZM67 245V244H66ZM65 245V246H66ZM77 245V244H76ZM87 245V244H86ZM86 245H84V246H86ZM92 245V244H91ZM96 245V244H95ZM94 245V246H95ZM110 245V244H109ZM114 245V244H113ZM117 245V244H116ZM120 245V244H119ZM185 245V244H184ZM190 245V244H189ZM193 245V244H192ZM223 245V244H222ZM230 245V244H229ZM246 245V244H245ZM43 246V245H42ZM54 246V245H53ZM58 246V245H57ZM56 246V247H57ZM71 246V245H70ZM81 246V245H80ZM93 246V247H94ZM108 246V245H107ZM125 246H126V244H125ZM125 246H123V247H125ZM130 246V245H129ZM168 246V245H167ZM194 246V245H193ZM196 246V245H195ZM232 246V245H231ZM238 246V245H237ZM33 247H34V245H33ZM60 247V246H59ZM62 247V246H61ZM73 247V246H72ZM82 247H83V245H82ZM86 247H88V245L86 246ZM96 247V246H95ZM113 247V246H112ZM144 247H146V246H144ZM144 247H143V249H144ZM169 247H171V244H170V246ZM168 247V248H169ZM233 247H235V246H233ZM232 247V248H233ZM247 247V246H246ZM46 248V247H45ZM64 248V247H63ZM69 248V247H68ZM99 248V247H98ZM151 248V247H150ZM153 248V247H152ZM164 248V247H163ZM167 248V247H166ZM188 248V247H187ZM191 248V247H190ZM207 248V247H206ZM220 248V247H219ZM238 248H240V246L238 247ZM247 248H249V247H247ZM256 248V247H255ZM13 249V248H12ZM24 249V248H23ZM50 249V248H49ZM52 249H53V247H52ZM90 249H91V247H90ZM95 249H97V248H95ZM118 249H120V247L118 246ZM141 249V248H140ZM148 250H149V248H147ZM154 249V248H153ZM156 249V248H155ZM158 249H159V247H158ZM189 249V248H188ZM208 249V248H207ZM229 249V248H228ZM263 249V248H262ZM1 250V249H0ZM32 250V249H31ZM77 250H78V248H77ZM80 250V249H79ZM93 250H94V248H93ZM104 250V249H103ZM123 250V249H122ZM138 250V249H137ZM151 250V249H150ZM165 250V249H164ZM171 250V249H170ZM194 250V249H193ZM202 250V249H201ZM3 251V250H2ZM7 251V250H6ZM30 251V250H29ZM56 251V250H55ZM61 251V250H60ZM64 251V250H63ZM82 251V250H81ZM109 251V250H108ZM112 251V250H111ZM158 251V250H157ZM167 251V250H166ZM179 251V250H178ZM197 251V250H196ZM199 251V250H198ZM203 251V250H202ZM228 251V250H227ZM21 252V251H20ZM35 252V251H34ZM40 252V251H39ZM46 252H47V250H46ZM118 252V251H117ZM127 252V251H126ZM138 252V251H137ZM154 252V251H153ZM173 252V251H172ZM205 252H207V251H205ZM254 252H256L255 250H254ZM262 252V251H261ZM41 253V252H40ZM60 253V252H59ZM75 253V252H74ZM97 253V252H96ZM95 253V254H96ZM113 253V252H112ZM120 253V252H119ZM128 253H130V252H128ZM146 253V252H145ZM162 253V252H161ZM178 253V252H177ZM180 253V252H179ZM195 253V252H194ZM204 253V252H203ZM236 253V252H235ZM243 253V252H242ZM242 253H241V255H242ZM248 253V252H247ZM258 253H260V251L258 252ZM257 253V254H258ZM13 254V253H12ZM43 254V253H42ZM45 254V253H44ZM52 254V253H51ZM55 254V253H54ZM82 254H84V253H82ZM121 254V253H120ZM134 254V253H133ZM150 254V253H149ZM173 254V253H172ZM184 254V253H183ZM205 254V253H204ZM231 254V253H230ZM238 254V253H237ZM244 254V253H243ZM14 255V254H13ZM18 255V254H17ZM23 255V254H22ZM30 255V254H29ZM50 255V254H49ZM102 255V254H101ZM104 255V254H103ZM123 255H124V253H123ZM135 255V254H134ZM151 255V254H150ZM163 255H164V253H163ZM187 255H189V254H187ZM198 255V254H197ZM219 255V254H218ZM225 255V254H224ZM227 255V254H226ZM229 255V254H228ZM236 255V254H235ZM35 256V255H34ZM42 256V255H41ZM46 256V255H45ZM58 256H59V254H58ZM95 256V255H94ZM97 256V255H96ZM100 256V255H99ZM117 256H119V255H117ZM141 256H143V255H141ZM145 256V255H144ZM147 256V255H146ZM162 256V255H161ZM185 256H186V254H185ZM201 256V255H200ZM203 256V255H202ZM237 256V255H236ZM245 256V255H244ZM255 256V255H254ZM262 256V255H261ZM30 257V256H29ZM36 257H37V254H36ZM52 257V256H51ZM55 256H53V258H54ZM87 257H89L88 255H87ZM110 257V256H109ZM109 257H107V258H109ZM126 257H129V256H126ZM140 257V256H139ZM168 257V256H167ZM172 257H174V256H172ZM205 256H203V258H204ZM209 257V256H208ZM226 257V256H225ZM264 257V256H263ZM23 258V257H22ZM49 258V257H48ZM52 258V259H53ZM57 258V257H56ZM59 258H60V256H59ZM63 258H64V256H63ZM102 258V257H101ZM106 258V260H108ZM147 258V257H146ZM162 258V257H161ZM165 258V257H164ZM178 258V257H177ZM176 258V259H177ZM183 258V257H182ZM199 258V257H198ZM197 258V259H198ZM201 258V257H200ZM213 258V257H212ZM222 258V257H221ZM227 258V257H226ZM230 258V257H229ZM231 258H233L234 259V256L233 257H231ZM18 259H20V258H18ZM26 259V258H25ZM42 259V258H41ZM40 259V260H41ZM50 259V258H49ZM73 259V258H72ZM99 259H100V257H99ZM105 259V258H104ZM103 259V260H104ZM110 259V258H109ZM112 259V258H111ZM116 259H118V257L116 258ZM127 259V258H126ZM155 259V258H154ZM168 259V258H167ZM187 259V258H186ZM195 259V258H194ZM208 259V258H207ZM209 259H211L210 257H209ZM215 259V258H214ZM237 259V258H236ZM240 259V258H239ZM21 260V259H20ZM19 260V261H20ZM43 260V259H42ZM48 260V259H47ZM55 260V259H54ZM84 260H85V258H84ZM137 260V259H136ZM163 260V259H162ZM170 260V259H169ZM181 260V259H180ZM188 260H190V261H192L191 260V258L190 259H188ZM201 260V259H200ZM224 260V259H223ZM28 261V260H27ZM56 261V260H55ZM62 261V260H61ZM93 260H91V262H92ZM120 262H121V260H119ZM140 261H141V259H140ZM166 261V260H165ZM174 261V260H173ZM197 261V260H196ZM206 261V260H205ZM229 261H231L230 259H229ZM241 261V260H240ZM254 261H256V260H254ZM261 261V260H260ZM263 261V260H262ZM3 262V261H2ZM20 262H23V260L22 261H20ZM46 262V261H45ZM48 262V261H47ZM59 262V261H58ZM94 262V261H93ZM112 262V261H111ZM119 262V263H120ZM218 262V261H217ZM250 262V261H249ZM24 263V262H23ZM29 263V262H28ZM34 263H35V261H34ZM53 263H54V261H53ZM65 263V262H64ZM72 263V262H71ZM125 263V262H124ZM123 263V264H124ZM135 263V262H134ZM145 263V262H144ZM143 263V264H144ZM147 263V262H146ZM167 263H168V261H167ZM175 263V262H174ZM191 263H193V262H191ZM197 263H198V261H197ZM254 263V262H253ZM263 263V262H262ZM15 264V263H14ZM22 264V263H21ZM39 264V263H38ZM55 264V263H54ZM63 264V263H62ZM81 264V263H80ZM100 264V263H99ZM102 264V263H101ZM132 264V263H131ZM137 264V263H136ZM169 264V263H168ZM181 264V263H180ZM200 264H202V263H200ZM216 264V263H215ZM221 264V263H220ZM224 264H225V262H224ZM245 264V263H244ZM256 264H258L257 262H256Z\"/></svg>",
	"mask_w": 264,
	"mask_h": 264
}]
</instances>
